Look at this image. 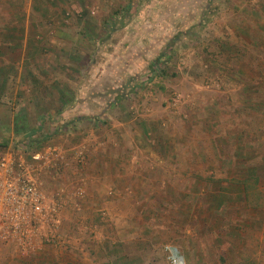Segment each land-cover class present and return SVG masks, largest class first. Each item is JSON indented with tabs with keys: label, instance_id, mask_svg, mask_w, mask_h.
<instances>
[{
	"label": "rangeland",
	"instance_id": "1",
	"mask_svg": "<svg viewBox=\"0 0 264 264\" xmlns=\"http://www.w3.org/2000/svg\"><path fill=\"white\" fill-rule=\"evenodd\" d=\"M0 154L55 218L0 264H264V0H0Z\"/></svg>",
	"mask_w": 264,
	"mask_h": 264
},
{
	"label": "built area",
	"instance_id": "2",
	"mask_svg": "<svg viewBox=\"0 0 264 264\" xmlns=\"http://www.w3.org/2000/svg\"><path fill=\"white\" fill-rule=\"evenodd\" d=\"M40 158V154L34 156L35 160ZM45 211L44 196L34 178L33 167L13 155L0 154V240L27 242L24 237L33 222L55 221L53 214L46 218ZM169 252L171 264H185L178 250L169 248Z\"/></svg>",
	"mask_w": 264,
	"mask_h": 264
},
{
	"label": "trees",
	"instance_id": "3",
	"mask_svg": "<svg viewBox=\"0 0 264 264\" xmlns=\"http://www.w3.org/2000/svg\"><path fill=\"white\" fill-rule=\"evenodd\" d=\"M161 69V67L160 66H157V64H156V66H155V70L154 71H159ZM28 139H30V136H29V138ZM251 180H253V178H248V179H246V182H244L243 184H245V193H244V198H246V201H247V203L249 202V204L251 203V199H252V194L250 193V191H256L257 190V188L256 187H253V186H250V184H249V181H251ZM258 193V195H256ZM256 194H255V196H257V201H258V203L257 204H259V205H262L263 204V199H264V191L263 192H261V191H257L256 192ZM254 196V195H253ZM264 205V204H263ZM262 205V206H263Z\"/></svg>",
	"mask_w": 264,
	"mask_h": 264
},
{
	"label": "crops",
	"instance_id": "4",
	"mask_svg": "<svg viewBox=\"0 0 264 264\" xmlns=\"http://www.w3.org/2000/svg\"><path fill=\"white\" fill-rule=\"evenodd\" d=\"M23 264H25V263H23ZM28 264H34V262H30V263H28ZM35 264H37V263H35Z\"/></svg>",
	"mask_w": 264,
	"mask_h": 264
}]
</instances>
